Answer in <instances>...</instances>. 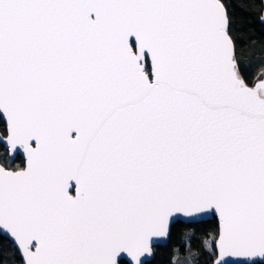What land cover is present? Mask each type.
I'll list each match as a JSON object with an SVG mask.
<instances>
[{
	"label": "snow or ice",
	"instance_id": "obj_1",
	"mask_svg": "<svg viewBox=\"0 0 264 264\" xmlns=\"http://www.w3.org/2000/svg\"><path fill=\"white\" fill-rule=\"evenodd\" d=\"M242 33L228 0H0V264H144L180 224L207 264H264Z\"/></svg>",
	"mask_w": 264,
	"mask_h": 264
},
{
	"label": "trees",
	"instance_id": "obj_2",
	"mask_svg": "<svg viewBox=\"0 0 264 264\" xmlns=\"http://www.w3.org/2000/svg\"><path fill=\"white\" fill-rule=\"evenodd\" d=\"M228 3L235 17L236 27L243 29L242 39L246 46L242 48L241 55L253 57L252 64L255 65L257 63L255 58L262 55V45H264V24L260 21L263 12L262 0H228ZM249 38H252L254 42L249 43ZM15 163L18 165L21 160H16ZM215 226L213 219L204 222V227L196 229L197 236L200 232L211 231ZM188 230L183 224L178 225L168 245L157 247L155 258L147 264H170L177 248H181L180 259L184 260L185 264H207V257L201 253L199 243L192 244L190 253L182 249L183 234ZM5 258L8 264H21L19 256L15 255L11 249ZM121 264H127V262L121 261Z\"/></svg>",
	"mask_w": 264,
	"mask_h": 264
},
{
	"label": "water",
	"instance_id": "obj_3",
	"mask_svg": "<svg viewBox=\"0 0 264 264\" xmlns=\"http://www.w3.org/2000/svg\"><path fill=\"white\" fill-rule=\"evenodd\" d=\"M262 3H263V12L262 13H264V0H262ZM212 219H213L212 217H206L205 218V222L206 221H209V220H212ZM169 241H170V239H167V240H162L159 243H157L154 246V248H153L152 255L149 256V257L144 258V264H147V263L151 262L155 258V250L157 249V247H159V246H166V245H168ZM128 260H130V258L125 256V257H123V260L122 261L127 262Z\"/></svg>",
	"mask_w": 264,
	"mask_h": 264
}]
</instances>
